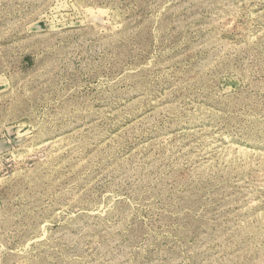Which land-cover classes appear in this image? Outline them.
Listing matches in <instances>:
<instances>
[{
    "label": "rangeland",
    "instance_id": "obj_1",
    "mask_svg": "<svg viewBox=\"0 0 264 264\" xmlns=\"http://www.w3.org/2000/svg\"><path fill=\"white\" fill-rule=\"evenodd\" d=\"M0 264H264V0H0Z\"/></svg>",
    "mask_w": 264,
    "mask_h": 264
}]
</instances>
